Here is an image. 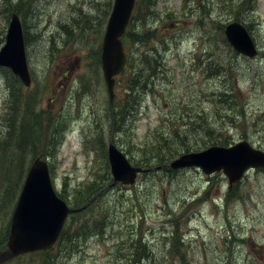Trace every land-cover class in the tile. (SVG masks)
Returning a JSON list of instances; mask_svg holds the SVG:
<instances>
[{
	"label": "rangeland",
	"instance_id": "1",
	"mask_svg": "<svg viewBox=\"0 0 264 264\" xmlns=\"http://www.w3.org/2000/svg\"><path fill=\"white\" fill-rule=\"evenodd\" d=\"M112 4L0 0V48L16 14L31 77L25 87L0 68V252L13 183L37 158L77 210L57 244L2 264H264V170L229 189L221 172L168 166L175 146L245 140L264 152V0H135L109 101L100 55ZM231 22L254 58L226 45ZM110 144L146 168L132 185H113Z\"/></svg>",
	"mask_w": 264,
	"mask_h": 264
},
{
	"label": "water",
	"instance_id": "2",
	"mask_svg": "<svg viewBox=\"0 0 264 264\" xmlns=\"http://www.w3.org/2000/svg\"><path fill=\"white\" fill-rule=\"evenodd\" d=\"M133 6L134 0H113L106 22L100 60L109 101L113 97L114 79L125 64L121 37ZM223 32L233 51L247 58L257 55L251 36L241 24L231 22ZM0 66L9 68L25 87L30 85L22 28L16 14L10 17L5 43L0 48ZM107 158L113 185H132L139 173L146 172L132 166L113 144L107 149ZM169 167L173 170L195 167L206 176L221 172L231 189L248 171L264 170V152L252 148L243 140L230 147L212 146L200 152L183 154L174 159ZM76 211L55 195L46 162L36 159L27 172L13 211L6 250L0 252V264L27 253L51 248L61 233L66 217Z\"/></svg>",
	"mask_w": 264,
	"mask_h": 264
},
{
	"label": "trees",
	"instance_id": "3",
	"mask_svg": "<svg viewBox=\"0 0 264 264\" xmlns=\"http://www.w3.org/2000/svg\"><path fill=\"white\" fill-rule=\"evenodd\" d=\"M197 24H198V22H197ZM65 33L68 34L67 32H65ZM125 36L128 37L127 34H126ZM225 40H226V39H225ZM226 42H227V41H226ZM226 42H225V43H226ZM225 43H224V44H225ZM227 44H228V43H226V45H227ZM211 57H212V55H209V58H211ZM195 59H196V57H195ZM158 65H159V62H158ZM9 73H10V75H11L12 78H15L16 81H19L18 78H17V77H14V75L11 74L10 71H9ZM205 124H206L205 122H201V123H200L201 128H204V126H207V124H206V125H205ZM17 137H18V136H17ZM20 138H21V137H20ZM20 138H18V139H20ZM216 145H223V144H221L220 142H218ZM183 148H184V146H183ZM181 149H182V148H179V147H176V146H175V148L173 149V151L170 150L169 153L176 152V153H178L179 156H181V155H183V154L180 155V153L178 152V151L181 150ZM185 149H188V147H185ZM196 152H200V151H196ZM189 153H191V152H189ZM185 154H186V153H185ZM179 156H178V157H179ZM178 157H177V158H178ZM155 160L157 161L155 165H156V166H159V165H160V159H159V155H158V154H156V156H155ZM168 165H169V164H168ZM156 166H155V167H156ZM165 167H167V166H165ZM145 169H146V168H145ZM167 169H168V168H166L165 170H167ZM260 170H261V169H260ZM23 178H24V176H23ZM21 185H22V182H21ZM21 185H20V188H21ZM20 188H19V182H16V181H15V182L13 183V186H12V194H13V195L17 194V192L20 191ZM18 190H19V191H18ZM85 208H86V206H85ZM85 208H84V209H85ZM84 209H83V210H84ZM70 218H73V217L70 216ZM70 218H69V219H70ZM69 219H68V221H69ZM86 225H87V224H86ZM96 227H98V225H96ZM66 232H67V230H66V226H65L64 229H63V234L66 233ZM61 237H62V236H61Z\"/></svg>",
	"mask_w": 264,
	"mask_h": 264
}]
</instances>
